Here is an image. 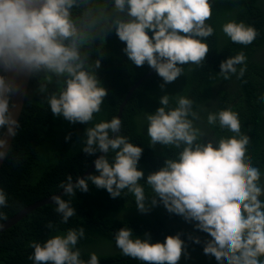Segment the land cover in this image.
<instances>
[{"label": "clouds", "instance_id": "obj_1", "mask_svg": "<svg viewBox=\"0 0 264 264\" xmlns=\"http://www.w3.org/2000/svg\"><path fill=\"white\" fill-rule=\"evenodd\" d=\"M89 2L0 0V160L11 150L8 137H16L21 127L12 112L16 105L10 104L18 89L6 78V72L30 77L43 74L41 93L47 92V85L55 78L57 88L44 96V102L54 116L70 123L89 124L101 111L107 89L95 74L100 60L90 62L88 54L82 53L101 21L100 39H104L105 29H114L125 44L123 51L129 61L137 67L146 63L165 84L184 72L183 65L199 66L209 51L207 38L214 33L206 22L212 16L211 0H111L108 12L98 10L93 15L87 8L74 18L72 9ZM221 31L231 42L243 46L257 36L254 26L235 18L223 22ZM246 62L241 51L221 61L219 73L225 80L233 76L241 79ZM174 99L172 106L170 95L160 96L155 111L143 117L150 145L159 143L179 150L143 183L144 172L137 166L143 148L121 134V112L85 129L82 151L103 154L92 162L86 177L82 178L86 171L74 181L67 175L58 185L63 196H51L60 223L76 215L71 199L62 197L71 198L77 190L87 192L91 184L105 189L111 198L132 194L141 213L160 203L169 213L195 222L194 227L210 237L204 242L203 253L213 257L215 264H264V170L248 156L250 142L241 131L238 112L231 106L215 110L197 107L182 94ZM259 102L264 103V98ZM201 112L208 129L216 130L206 143L201 142L205 131L197 124ZM109 153L113 154L111 159ZM94 169L98 174L91 173ZM6 206L7 194L0 188V209ZM47 227L56 232L52 223ZM84 236L80 227L56 233L43 242L30 241L33 251L28 259L32 264H99L95 252L89 253L86 261L80 258L77 244ZM192 240L200 243L199 237ZM114 241L123 256L141 264H178L182 252L186 253L180 234L151 242L147 233L142 239L123 226L115 232Z\"/></svg>", "mask_w": 264, "mask_h": 264}, {"label": "trees", "instance_id": "obj_2", "mask_svg": "<svg viewBox=\"0 0 264 264\" xmlns=\"http://www.w3.org/2000/svg\"><path fill=\"white\" fill-rule=\"evenodd\" d=\"M211 4L212 16L206 22L213 26L214 33L207 38L209 51L204 61L199 66L183 65L184 72L167 84L156 72L149 74L153 69L146 63L137 67L129 61L123 51L125 44L118 39L114 29H105L104 39H100L101 21L82 48V53L88 54L90 62L100 60L95 74L107 89L101 111L94 114L89 124L70 123L62 116H54L44 102V96L56 90V79L53 78L52 83L47 85L46 93H41L39 81L43 74L31 76L19 118L21 127L0 169V188L7 194V206L0 209L4 213L0 224L29 204L63 190L58 185L67 175H72L73 181L77 176L81 177L100 154L89 155L82 151L86 140L85 129L100 120H110L119 112L122 114L121 134L143 148L137 165L144 172L140 181L143 183L150 172L158 170L167 158H173L179 151L159 143L150 145L147 136L143 117L155 111L160 96L164 94L170 95L172 106L175 105L176 94L188 96L195 106L209 110L231 106L238 112L241 131L250 142L249 158L255 166L264 170V103L259 102L264 98V0H211ZM87 8L93 10V15L98 10L108 12L111 10V0L81 3L72 9L73 17L81 16ZM232 18L254 26L257 36L250 45L235 44L222 33L221 24ZM241 51L247 58L244 76L225 80L219 73L221 61ZM147 74L150 76L145 77ZM200 115L197 124L205 131L201 142L206 143L213 138L216 130L208 129L204 112ZM66 136L69 137L67 140ZM112 155L109 153V159ZM91 173L98 174L95 169ZM145 191L150 194L147 186ZM62 198L71 199L76 212L67 223H60L53 203H46L0 232V264H32L28 259L33 251L28 246L30 241L43 242L56 233L80 227L84 228L85 236L78 241L77 248L81 253L80 258L85 261L89 259V253L95 252L99 264H141L138 260L123 256L121 251H111L107 246L115 244L114 234L123 226L131 228L134 236L145 238L147 233L154 242H163L167 235L180 234L187 252L198 251L194 256L179 260L178 264H197L193 261L205 255L203 245L210 239L209 235L185 226L181 216L169 213L163 205H158L160 203L141 213L135 206L132 194L122 193L120 197L111 198L105 189L91 184L87 192L77 190L75 196ZM48 223L55 226L56 232L47 227ZM192 237H199L200 243H194ZM209 258L211 264H215L214 258Z\"/></svg>", "mask_w": 264, "mask_h": 264}, {"label": "water", "instance_id": "obj_3", "mask_svg": "<svg viewBox=\"0 0 264 264\" xmlns=\"http://www.w3.org/2000/svg\"><path fill=\"white\" fill-rule=\"evenodd\" d=\"M156 71L153 69L149 74L155 73ZM149 74H147L145 77L150 76ZM6 78L11 81L14 82L17 86V91L15 92L14 95L11 96L10 98V104H15L16 107L14 109H12L13 115L15 116V118L19 121V118L22 114L23 108H24V103H25V98H26V94L28 91V87H29V83H30V76H26V75H17L15 73H11V72H6ZM137 86V84L135 86H133V88L131 89V91L129 92L128 96L131 94V92L134 90V88ZM123 105H121L120 110H122ZM6 135V133H5ZM13 142V138L8 137V143L11 145ZM103 153H101L100 155H102ZM99 155V156H100ZM6 159V158H5ZM5 159L0 160V169L5 161ZM94 168V164L92 165V167L90 169ZM88 174V170L83 174V177H86ZM75 183V182H73ZM56 195H62L63 194V190H61L58 193H55ZM53 195V194H52ZM47 196L43 199H40L28 206H26L25 208H23L21 211H19L15 216L5 220L4 222H2L0 224V232L9 228L10 226H12L13 224H15L19 219H21L23 216H25L27 213L31 212L33 209H35L36 207L42 205V204H46V203H53L51 201V196Z\"/></svg>", "mask_w": 264, "mask_h": 264}, {"label": "rangeland", "instance_id": "obj_4", "mask_svg": "<svg viewBox=\"0 0 264 264\" xmlns=\"http://www.w3.org/2000/svg\"><path fill=\"white\" fill-rule=\"evenodd\" d=\"M158 205H162V204H158ZM194 223L195 222H186L185 221V226H187V227H192V228H195L194 227ZM140 238H142L143 239V237H140ZM151 242H154L153 240H150ZM107 246H109V249L111 250V251H113V252H120V249H118L116 246H115V244H107ZM195 252H197V251H191L190 253L189 252H187V250H186V253L185 252H182V255H181V258H180V260H184L186 257H190L191 255L192 256H194V253ZM197 261H199V262H197ZM194 263H197V264H199V263H201V264H211V259L209 258V256H207V255H201V256H199L196 260H194L193 261Z\"/></svg>", "mask_w": 264, "mask_h": 264}]
</instances>
